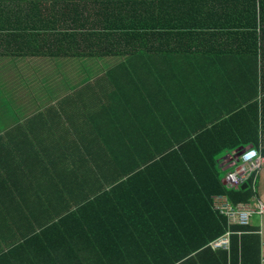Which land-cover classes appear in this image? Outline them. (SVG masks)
Instances as JSON below:
<instances>
[{
	"label": "crops",
	"instance_id": "obj_1",
	"mask_svg": "<svg viewBox=\"0 0 264 264\" xmlns=\"http://www.w3.org/2000/svg\"><path fill=\"white\" fill-rule=\"evenodd\" d=\"M230 7L226 0H0V22L21 23L24 28L13 32L30 36L28 46L20 40L8 45L0 41L1 54H84L0 55V95L5 84L11 89L21 83L31 88L8 93L14 95L10 101L21 100V108L0 100L4 107L0 121L8 117L0 125V212L26 205V213L32 214L24 219L25 214L18 212L15 221H0V226L17 230L14 235H0L1 250L6 252L0 264H96L89 259L85 242L93 232L108 259L112 248L175 242L181 250L184 240L197 242V233L184 227L192 224V217L163 212L152 222L136 214L138 195L133 190L103 187L104 180H117L120 172L145 164L143 158L116 156L114 150L136 147L133 142L150 148L148 138L155 131L184 139L245 109L253 99V80H222L230 73L226 65L216 68L215 53L225 50L219 38L225 30L210 23L231 20ZM39 37V44L34 43ZM75 57L80 59L74 62ZM105 58L107 80H103ZM69 64L84 67L68 71ZM118 66L124 69L119 71ZM61 69L67 71L66 77H61ZM89 71H94V80H83ZM243 120L236 116L233 122H221L230 133ZM9 131L17 132L13 145L4 139ZM87 131L95 135L85 139ZM5 145L11 146L4 149ZM93 164L94 172L89 168ZM84 180L103 189L81 187ZM256 187V191L251 187L249 200L264 202V164ZM93 191L95 198L86 210L82 202ZM24 196L30 197L25 205ZM69 212L74 214L60 220ZM212 225L208 214L205 226ZM75 226L74 232L80 233L72 236ZM248 226L256 228L264 264V214H252ZM82 232L89 237H81ZM80 237L85 243L76 252L74 239ZM90 239L89 245L94 244ZM10 243L12 247L5 246Z\"/></svg>",
	"mask_w": 264,
	"mask_h": 264
},
{
	"label": "trees",
	"instance_id": "obj_2",
	"mask_svg": "<svg viewBox=\"0 0 264 264\" xmlns=\"http://www.w3.org/2000/svg\"><path fill=\"white\" fill-rule=\"evenodd\" d=\"M226 1L231 2L230 12L234 14V17L231 16L232 19L229 21L210 23L217 30H225L219 37L225 50L215 53L216 68L226 65L225 71L230 73L226 80H253V84L250 86L253 99L249 100L245 109L233 112L231 117L221 120L233 122L236 116H240L245 118L241 123L242 125L235 131L227 133L224 131L227 128L224 127V121L221 122L217 119L213 125L205 127L204 131L179 140L174 137V134L152 132L148 138L150 148L147 146L142 148L140 143L133 142L132 145L136 147L114 150V153L117 152L116 156L143 158L145 164L133 166L135 168L130 167L120 172L117 180H104L103 187L104 189L119 187L133 190L138 195L134 197L136 214L148 216L152 222L163 212L171 217H179V212L183 219L192 217V224H184V227L189 232L192 230L197 233L199 239L193 243H186L184 240L181 250L179 244L176 245L175 242L115 248L117 250L112 248L108 259V255L94 241L95 232L90 236L93 237L94 243L91 245H89L91 243L89 235L82 232L81 237H89L85 241L86 247H88L87 252L89 259L93 258L96 264H260V241L255 232L256 228L248 225H232L229 228L226 218L213 210L212 206V196L217 194H223L233 204L249 200L252 196L249 182L246 188L228 189L223 182V177L232 167L234 157L245 146L250 145L260 149L264 156V0ZM19 26L21 23L14 21L0 22V41L3 45L12 44L19 40L24 41L22 46L29 45L30 42L26 41L30 40L28 34L13 32L24 28ZM33 41L39 44L40 37L33 39ZM0 55H8L13 58L15 56L84 54L21 51L0 53ZM229 62L231 66H227ZM163 141L170 143L163 145ZM89 160L95 161V158L89 157ZM140 167H143V170H140ZM89 168L90 171L94 172L95 165H90ZM219 169L224 172L222 176ZM138 175L142 181H137ZM62 186L64 187L63 184ZM84 186L87 187L86 189L92 190L103 189L97 187L95 181L84 180L81 187ZM64 190H75V188L65 187ZM26 193L27 190H24V195ZM94 194L93 191L87 194L86 198L84 197V199H89L82 202L81 205L86 210L90 201L92 202V199L95 198ZM29 198L28 196L22 198L24 205ZM25 207L28 208L26 205ZM138 207L141 208L138 209ZM26 208H22L20 205L16 208L10 207L9 209L13 212H0V221H15L16 217L19 216L18 212L25 214L24 219H30L32 214H27ZM142 209L144 211H139ZM81 210L83 209L80 208L79 213ZM183 210H185L184 213ZM191 210L193 214L190 212ZM79 213L77 211V214ZM73 214L69 212L60 220H65L66 217ZM208 214L213 219V225L209 229L205 226ZM72 229V236L80 233L74 232L77 229L76 226ZM229 229L233 230L230 235L229 249H212L209 242ZM16 231L14 228L0 226V235L9 233L14 235ZM81 237L74 239L76 243H73V250L76 252H78V245L83 246L85 243ZM5 246L9 248L12 247V244ZM1 247L3 246H0V257L6 253L1 250ZM68 248H64V250L68 251ZM52 251L54 252L55 249ZM132 254L134 258H132ZM78 255L79 253L75 254V256Z\"/></svg>",
	"mask_w": 264,
	"mask_h": 264
},
{
	"label": "built area",
	"instance_id": "obj_3",
	"mask_svg": "<svg viewBox=\"0 0 264 264\" xmlns=\"http://www.w3.org/2000/svg\"><path fill=\"white\" fill-rule=\"evenodd\" d=\"M239 157V161H235L232 167L225 173L223 182L228 189H237L242 184L250 183V187L256 191L258 174L264 164V156L260 149L253 146L244 148ZM253 191V192H255ZM212 206L219 214L225 216L227 224L238 223L240 225H248L252 214H264V202L252 198L246 202L231 203L224 195H214ZM232 231L229 229L221 236L209 242L212 249H226L229 241V235Z\"/></svg>",
	"mask_w": 264,
	"mask_h": 264
},
{
	"label": "rangeland",
	"instance_id": "obj_4",
	"mask_svg": "<svg viewBox=\"0 0 264 264\" xmlns=\"http://www.w3.org/2000/svg\"><path fill=\"white\" fill-rule=\"evenodd\" d=\"M80 59V57H75L74 58V62H76L77 60H79ZM93 59L95 60V61H101L102 60V58H96V57H93ZM104 59V58H103ZM108 61H107V58H105V62H104V72H105V75H104V79L103 80H107L106 78L108 77V76H110V71H109V66H108ZM70 67H72V68H78L79 70H83V67H84V65L82 66V65H76V64H69V65H67V69H68V71L70 70ZM122 67H123V69H124V66H118L117 68H118V70H119V68H121L122 69ZM128 70V69H127ZM61 72V77L63 76V77H66L67 76V71L66 70H60ZM119 71H121V70H119ZM93 72L94 71H89L88 72V74H85V77L87 78V79H83V80H94L93 79V77H92V75H93ZM48 75L50 76V75H52V72H49L48 73ZM219 79V78H218ZM74 80H79V78L77 77V78H74ZM222 80H226V79H222ZM1 87H2V95H0V100H6L7 102L8 101H10V99L12 98V97H14V95H12V94H8V93H16V94H21V93H26V92H29L30 91V87L29 86H27L26 84H20V85H17L14 89H11L10 88V86H7V84H5V85H1ZM18 96H21L22 97V95H18ZM10 105H11V107L12 108H21V105H22V102H21V100H17V101H10ZM3 105L0 103V112L1 113H3L4 112V110H3ZM14 112H16V111H14ZM4 119H2L1 121H0V125L2 124V125H4V120H7L8 119V117H3ZM106 118H108V117H104V119H106ZM0 119H1V117H0ZM11 124V123H10ZM8 126L7 125H5V127L3 126L2 127V129H6ZM237 129V128H236ZM88 133V131H87V134H83V136L85 137V139H88V138H91L90 137V135L91 136H94L95 134H89ZM17 135V132H14V131H9V132H6V134H5V137H4V139L5 140H10V143H11V145H13V144H15L16 143V141H15V139H14V137ZM22 134H20V133H18V136H21ZM87 143V142H86ZM90 144H92L91 143V141L89 142ZM10 145V146H11ZM10 146H6L5 145V147H4V149H8ZM250 145H247V146H245L244 148H247V147H249ZM243 148V149H244ZM237 162L239 161V157L237 158V160H236ZM219 173H220V175L222 176L223 174H224V172H223V170H221V169H219ZM235 224H237V225H240V224H238V223H229V224H227V226L230 228L232 225H235ZM231 230V229H230ZM232 231V233H233V230H231ZM231 233V234H232ZM230 234V235H231ZM230 235H229V241H228V243H227V246H226V249L228 250L229 249V246H230Z\"/></svg>",
	"mask_w": 264,
	"mask_h": 264
},
{
	"label": "water",
	"instance_id": "obj_5",
	"mask_svg": "<svg viewBox=\"0 0 264 264\" xmlns=\"http://www.w3.org/2000/svg\"><path fill=\"white\" fill-rule=\"evenodd\" d=\"M243 150V149H242ZM241 150V151H242ZM241 151L234 157V161H236L237 160V158H238V156L240 155V153H241ZM234 161H232V164L234 163ZM247 187V184L246 183H244V184H242L241 185V188H246Z\"/></svg>",
	"mask_w": 264,
	"mask_h": 264
}]
</instances>
